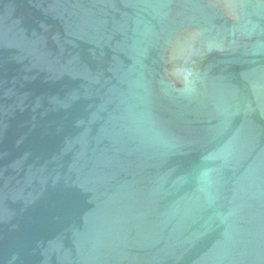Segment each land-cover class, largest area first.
Returning a JSON list of instances; mask_svg holds the SVG:
<instances>
[{"label": "water", "instance_id": "obj_1", "mask_svg": "<svg viewBox=\"0 0 264 264\" xmlns=\"http://www.w3.org/2000/svg\"><path fill=\"white\" fill-rule=\"evenodd\" d=\"M0 264H264V0H0Z\"/></svg>", "mask_w": 264, "mask_h": 264}, {"label": "clouds", "instance_id": "obj_2", "mask_svg": "<svg viewBox=\"0 0 264 264\" xmlns=\"http://www.w3.org/2000/svg\"><path fill=\"white\" fill-rule=\"evenodd\" d=\"M190 74V73H189Z\"/></svg>", "mask_w": 264, "mask_h": 264}]
</instances>
